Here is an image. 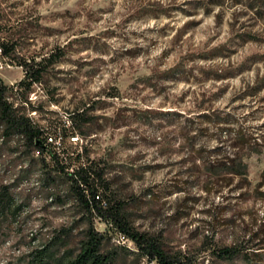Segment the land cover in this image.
I'll use <instances>...</instances> for the list:
<instances>
[{"label":"clouds","instance_id":"9594fccd","mask_svg":"<svg viewBox=\"0 0 264 264\" xmlns=\"http://www.w3.org/2000/svg\"><path fill=\"white\" fill-rule=\"evenodd\" d=\"M0 44L14 49L0 47L4 99L47 148L33 157L101 176L81 188L118 264H159L147 239L209 264L205 238L264 264L248 243L264 225V0H0ZM18 167L32 177L21 190L39 186ZM65 199L0 223V264H28L51 225L83 211Z\"/></svg>","mask_w":264,"mask_h":264},{"label":"rangeland","instance_id":"374dc122","mask_svg":"<svg viewBox=\"0 0 264 264\" xmlns=\"http://www.w3.org/2000/svg\"><path fill=\"white\" fill-rule=\"evenodd\" d=\"M4 46L7 49L6 55H10L14 50L13 46L10 44H4ZM55 58L56 57H53V60H55ZM44 70L46 71L47 69L45 68ZM6 93L7 88L5 89L4 95H6ZM15 114L19 116L17 113ZM2 129L3 127L0 125V190L2 186H7L12 200L6 212L0 215V223L19 221L22 218L25 220L30 219L29 216H24L23 214L25 212H32L33 200L44 203V207L40 208V211L46 215H51L53 207V205L47 203L48 201H53L56 209H62L64 204L68 202L65 197L74 198L71 194V178L67 176L66 170L63 168L59 170L55 168L49 169L47 160L33 157V151H38L43 155L47 151V148H44L42 151L38 150L34 146L29 145L26 140L17 133L9 138H4ZM24 163H27L32 169L33 176L39 177L38 187L21 190V185L30 182L32 178L25 173L24 169L18 167ZM93 174L96 176L95 173ZM215 176L216 173L213 172L212 178L214 179ZM99 180H101L103 184L101 176ZM6 181L11 182L6 183ZM104 187V191L107 192L108 186L105 185ZM57 193H59V195H57ZM113 196H115V194H113ZM117 202L121 204L122 213L126 215L127 213L124 210L127 208V205L122 200H117ZM128 211H131V209H128ZM185 211H187V209ZM181 219H184V217L181 216ZM43 223L51 224V222L47 220ZM89 223H91L90 215L82 211L78 215L71 216L70 221L64 225L59 227L51 225V231L41 237L40 244L36 249L42 248L45 245H51L55 247L59 254L65 249L76 250L79 246V242L84 237V231ZM177 223H179V221H177ZM226 224H235V221L230 220L221 223L217 220V226L220 229H223ZM197 236V231L189 233V237L192 240H196ZM103 238L104 250L113 251L116 255L114 264H118L120 260V249L112 243V240L108 236L103 235ZM158 243L165 252L175 259L176 264H197L196 255H185L173 249L170 244L165 245L162 242ZM248 243L253 247L264 248V225H261L258 231L253 232ZM201 247L209 258V264H241L242 261H250L246 247H233L227 245L223 241H215L208 238H205V242ZM223 247H233L236 253L230 257L220 255L218 249ZM255 258L260 259V257ZM28 264H30V260ZM199 264H203V261H200Z\"/></svg>","mask_w":264,"mask_h":264},{"label":"trees","instance_id":"16d2710c","mask_svg":"<svg viewBox=\"0 0 264 264\" xmlns=\"http://www.w3.org/2000/svg\"><path fill=\"white\" fill-rule=\"evenodd\" d=\"M0 47L4 48L5 54L7 49L4 44ZM39 74V73H38ZM6 87L0 84V125L3 127L2 135L4 138H9L14 134H19L26 140L29 145L34 146L38 150L46 148L45 142L42 140L40 134L32 129L29 122L24 117L17 116L10 104L4 99ZM96 174V179L99 180L100 175L95 171H81L78 177H71V194L80 202L83 212L90 215L92 209V201L94 196L89 198L84 194V189L81 184L87 187L88 192L94 193L97 188L94 187L95 182L92 177ZM101 182V180H100ZM102 184V182H101ZM105 185H103L104 187ZM105 188V187H104ZM11 197L7 186H2L0 190V215L4 214L11 203ZM114 217H119L122 213V206L119 202L116 203L115 208L112 209ZM122 223V221H121ZM128 230V229H122ZM103 235L99 234L91 223L84 231V237L79 242L77 249H65L60 254L55 247L45 245L42 248L36 249L31 253L30 264H114L116 255L113 251L104 250ZM143 240V238H141ZM145 251H151L159 258V264H176L175 259L172 258L159 243L153 239H147L143 243ZM220 255L230 257L236 253L233 247H223L218 249Z\"/></svg>","mask_w":264,"mask_h":264}]
</instances>
